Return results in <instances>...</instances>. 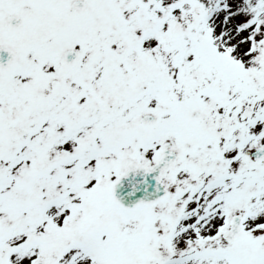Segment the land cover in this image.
<instances>
[{
  "label": "snow or ice",
  "instance_id": "snow-or-ice-1",
  "mask_svg": "<svg viewBox=\"0 0 264 264\" xmlns=\"http://www.w3.org/2000/svg\"><path fill=\"white\" fill-rule=\"evenodd\" d=\"M0 264H264V0H0Z\"/></svg>",
  "mask_w": 264,
  "mask_h": 264
}]
</instances>
